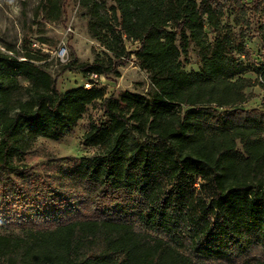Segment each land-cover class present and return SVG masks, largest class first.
<instances>
[{"label": "trees", "instance_id": "16d2710c", "mask_svg": "<svg viewBox=\"0 0 264 264\" xmlns=\"http://www.w3.org/2000/svg\"><path fill=\"white\" fill-rule=\"evenodd\" d=\"M69 1L41 0L35 20L64 23ZM73 1L92 62L54 76L28 35L0 49V264H264V0ZM131 58L146 93L89 80ZM66 72L92 86L60 92ZM85 115L93 156L64 166L35 145Z\"/></svg>", "mask_w": 264, "mask_h": 264}, {"label": "rangeland", "instance_id": "374dc122", "mask_svg": "<svg viewBox=\"0 0 264 264\" xmlns=\"http://www.w3.org/2000/svg\"><path fill=\"white\" fill-rule=\"evenodd\" d=\"M40 1L0 0L1 50H4L7 45H14L19 48L23 36L28 35L30 40L36 45L35 49H39L48 55L49 61L53 63L51 72L54 76H57L59 64H64L71 55L74 54L80 62H92L95 55L103 51L98 43L90 39L86 29V20L73 0L67 4L66 21L54 24H45L40 21V18L35 20L34 12ZM261 22L263 21L261 20ZM251 29L250 35H253L251 43L254 44L253 46L256 50L264 51V47L257 41L258 37L254 36L257 25L254 24ZM136 47V45H130L128 50L134 51ZM197 63L195 55L192 54L190 63L185 64L184 67L187 70H195ZM119 73L120 76L118 78L101 76L97 80L96 86L104 90L106 98H117L125 91L146 93L148 89L147 76L138 68L133 58H131L126 67L119 70ZM86 80L76 72H66L58 77L57 88L60 92H66L83 86ZM22 83L23 85L26 84L24 81ZM250 91L257 96L258 100L255 99L250 102L248 108H257L262 91L258 87H254ZM88 113L98 121H105L99 106L89 108ZM86 120L87 115L78 122L62 141L53 142L38 138L35 145L50 150L55 154L58 162L64 166H68L74 159L91 157L96 151L82 144Z\"/></svg>", "mask_w": 264, "mask_h": 264}, {"label": "built area", "instance_id": "2783aa9c", "mask_svg": "<svg viewBox=\"0 0 264 264\" xmlns=\"http://www.w3.org/2000/svg\"><path fill=\"white\" fill-rule=\"evenodd\" d=\"M32 47L35 48L36 45L33 44ZM62 51H63V50H62ZM98 79H99V76H98V75H95V74H92V75H90V77H89V80H90V81H93L94 83H96ZM90 81H86V82H85V84H84V87H85V88H90V87L92 86V83H91Z\"/></svg>", "mask_w": 264, "mask_h": 264}]
</instances>
